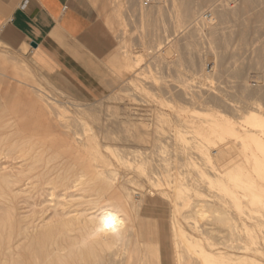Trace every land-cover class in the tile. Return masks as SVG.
Returning a JSON list of instances; mask_svg holds the SVG:
<instances>
[{
	"label": "bare ground",
	"instance_id": "1",
	"mask_svg": "<svg viewBox=\"0 0 264 264\" xmlns=\"http://www.w3.org/2000/svg\"><path fill=\"white\" fill-rule=\"evenodd\" d=\"M201 16L207 17L203 13ZM261 26L258 31L263 29L262 23ZM244 30L246 31L243 28L242 31ZM241 33L243 35L244 32ZM0 67L1 77H6L7 88L12 89L15 95L11 105L8 103L9 107L3 104L6 110L3 109L7 112L1 115L0 111V264H23L24 260L38 264L51 258L58 259L64 253L66 260L70 261H76L74 256L78 255L80 264H83L87 259L86 255L92 253L95 248L91 247L92 242L107 246L110 242L115 244V241L129 238H132L133 242L127 250L129 260L125 264H136L139 258L144 264H149V257L152 258V264H264V186L255 185L254 180L257 177L264 181L263 115L247 113V118L244 117L247 126L240 124L242 129L239 131L234 128L230 119L225 120L226 115L224 120L223 117H216L215 113L214 118L201 119L203 125L196 124L206 130V136L209 133L221 140L224 134H227L235 140L234 143L228 140L214 150L212 147L188 143V140L197 142L198 133L197 136L191 135L192 138H187L184 134L186 136L193 132L190 129L184 131L183 128V131L174 128L169 136H166L168 140H177V145L175 143L168 146V143L163 141L165 145L157 144L155 148L159 155L169 152L174 159L170 160V156V161L166 162L168 164H162V167L158 165L151 171V176L143 179L149 189L143 190L144 187L140 185L135 194L140 196L143 202H155V192L159 194L161 191V197L170 192L175 196L180 193L179 197L184 200L183 205L189 209L183 218L189 220L190 233L177 240V235L175 239L167 234H153L147 231L143 236L140 235L145 244H148L146 249L142 250L139 235L133 234L135 220H139L135 213V194L126 188L127 183H136L129 173H117L113 166L115 164L103 154L104 149H110L111 142H127L128 134H122L118 129L116 131L115 127L112 129L108 115L100 118L93 113H89L88 118L94 123V133L86 135L84 129L83 132L78 131L79 126L84 124L86 112L75 105L76 102H69V107H64L66 104L63 106L62 100L60 99V102L49 95V91L28 84L29 68L19 66L18 61L14 62L11 57L0 55ZM206 97L208 100L213 96ZM216 99L222 104L226 101H220L218 97ZM6 100L8 101V98ZM188 102L192 104V101ZM20 109L26 112L28 110L29 113H20ZM183 118L185 119V116ZM188 127L186 126L187 129ZM212 135L208 136L211 138ZM142 137L140 135L139 139ZM180 141L185 144H179ZM153 151L152 154H155ZM214 159L237 160L233 167L236 176L231 175V167L223 170L214 166L207 172L204 166L212 163ZM113 160L120 166L126 164L118 157ZM191 171L195 173L193 174L196 179L195 176L191 177ZM165 185L168 189L160 188ZM207 186L215 187L222 193L217 195L218 197H227L231 202L225 203L223 200L225 204H214L208 201L209 199L203 197L205 192L203 196V191L201 192ZM211 193L210 191V195ZM196 196L200 199L191 201ZM220 199L216 201H222ZM230 207L234 211L231 213L238 216L231 214L234 217H229L230 212L226 209ZM177 217L171 215L174 223L178 222ZM108 218H112L111 225L105 222ZM246 218L252 223L247 224ZM219 221H223L227 226L225 236L217 239L213 237V232L217 229L214 227L215 223ZM153 241H156V244L151 246ZM166 241H170L169 249L171 248L172 252L162 256L160 247ZM97 246L99 247V244ZM111 255L107 256L112 258ZM100 257L104 261L102 255ZM130 258L134 261H130ZM55 261L52 262L58 263ZM64 263L66 261L63 260L61 264ZM107 264H113V260Z\"/></svg>",
	"mask_w": 264,
	"mask_h": 264
},
{
	"label": "rangeland",
	"instance_id": "2",
	"mask_svg": "<svg viewBox=\"0 0 264 264\" xmlns=\"http://www.w3.org/2000/svg\"><path fill=\"white\" fill-rule=\"evenodd\" d=\"M89 1L98 13L100 27L111 38L114 45L111 61L106 65V78L110 80L112 87L100 100H80L64 81L40 72L30 61L25 49L17 51L0 44V55L11 57L14 62L18 61L19 66L29 68L28 82H26L37 88L49 91V95L60 102L62 100L63 106L66 104L64 107H69V102H72V104L76 102L75 105H78L81 110L86 112L84 124L79 126L80 129L78 131L81 132L84 129V134L86 135L94 133V123L88 118L93 113L100 118H105L108 115V122L112 125V129L115 127L116 131L118 129L120 133L128 134H126L129 136L128 141L122 143L125 146L120 142L116 143L114 141L116 144L111 142L110 149H104L103 154L115 164L113 166H115L117 173L130 174L129 176L136 184L127 183L126 188L134 192L133 194L138 192L140 185L144 187L143 190L145 188L148 190L149 187L147 183H144L143 179L150 177V172L155 170L158 165L168 164L166 163L167 161L174 159L169 152L165 153V155L164 153L159 155L155 148L158 146L157 144L159 146L163 145V142L165 144L168 143V146L175 145V143L176 145L178 144L177 140L175 142L171 139L168 140L166 137L169 136V133L174 128L175 130H182L183 128L184 131L190 129L193 133H188L186 136L184 134V137L192 138L191 135H198L199 139L193 143L188 140V143L194 146L212 147L211 149L214 150V148L228 142V140L232 141V143L235 140L227 134H224V138L221 140L216 135L209 133L208 135H212V137L206 136V130H202V126L199 127V125H203L201 119L207 120L216 116L219 118L223 117L222 119L224 120L226 117L225 120L230 119L229 121L232 122L233 126H235L234 128L238 131L242 129L241 125L247 126L245 122V118L248 116L247 113H252L255 116L263 115L264 119V0H233L231 2L226 0H162L160 4H154L149 8H142L140 0ZM229 9H232L231 12H229ZM202 13L207 17L203 18L201 16ZM261 23L263 24V29L258 31L259 26L260 28L262 27ZM243 28L249 32L242 31ZM241 32L246 35L243 33V36ZM257 36L260 37L258 38ZM1 76L0 106L2 107H0V111L2 114H0L4 115L7 111H4L3 104L9 107L8 103L11 105L15 95L12 89L7 88L6 77ZM205 95L208 98L209 96L214 98L207 100ZM216 97L220 101H226H223L222 104ZM5 98H8V101ZM198 99H203V102L198 101ZM188 100L192 101L191 105ZM226 104L227 107H225ZM182 107L184 108L182 109ZM19 112L29 113L28 110L26 112L23 109H20ZM184 116L185 119L183 118ZM186 119L188 120L187 122ZM189 121L193 124L189 123ZM196 123L201 124L197 127ZM186 126H189L188 129ZM140 135L143 136L141 139H139ZM153 136L158 137L154 138ZM214 138L216 139L214 140ZM213 141H216L215 145ZM182 144H185V142H182ZM152 151L155 154H152ZM115 157L125 162L126 166L117 165L113 160ZM164 157L168 160H165ZM212 161V163L204 166L207 172L214 166L223 170L231 167V175L236 176L233 167L237 160L216 159L215 161L214 159ZM193 173L191 171V177L195 176V173ZM194 178L196 179V176ZM223 179L226 180L227 178L223 177ZM225 180L224 182L230 184V182ZM254 180L256 181L255 185L264 186V181L260 178L255 177ZM160 188L168 189L166 185L160 186ZM205 188L203 189L206 191L201 190V192L203 191L202 196L205 192L203 197L209 199L208 201L214 204L215 202L219 204L223 200L225 203L231 202V199H227V197H218L222 193L216 190L215 187L207 186ZM207 188L209 189L207 190ZM210 191L214 192V195L211 193L214 197H211ZM160 192L159 194L155 192V202L149 200L143 202L140 196L133 195L137 205L135 213L139 218V220H135L133 234L139 235V243L142 250H145L146 245H148L147 243L145 244V240L141 237L147 231L153 234H167L170 238H175L177 235V240L183 239L185 235L190 233L189 220L183 218L189 209L183 205L184 200L179 197L180 193L175 196L173 192H170L161 197ZM262 193L264 194V191ZM198 198L199 196L193 197L191 201ZM220 198L222 201H216ZM224 202L222 204H225ZM230 208L226 209L230 212V214L228 212L229 217L232 216L231 214L235 215V213H231L234 211ZM171 215H177L178 222L174 223ZM246 221L247 224L252 223L247 218ZM215 225L214 227L217 229L213 232V237L218 239L226 234L225 228L227 225L223 221H219ZM120 241H115V244L110 242L107 246L103 243L92 242L91 247L95 248L92 253L86 255L88 260L84 257L86 260L83 264H107L110 260H113V264L127 263L129 260L127 250L130 249L133 239L129 238ZM221 241L224 242L225 240ZM97 244H99V247ZM155 244L156 241H153L150 245L154 246ZM169 247L170 241H166L163 246L161 245L162 256L172 252ZM107 252L109 256L112 254V258L107 256ZM64 255L66 256L65 253ZM64 255L55 260L58 263H63V260L66 263L69 262L68 264L71 261V264L81 263L77 257L78 255L74 256L76 261L75 259L66 260L67 258ZM101 255L104 261H102ZM97 257L99 258L97 259ZM53 259L42 262L54 264L52 261L55 260ZM132 259L130 258V261H134ZM139 259L136 264H144ZM22 263L37 264L34 261L26 260ZM148 263H153L151 257L148 258Z\"/></svg>",
	"mask_w": 264,
	"mask_h": 264
},
{
	"label": "crops",
	"instance_id": "3",
	"mask_svg": "<svg viewBox=\"0 0 264 264\" xmlns=\"http://www.w3.org/2000/svg\"><path fill=\"white\" fill-rule=\"evenodd\" d=\"M0 44L25 49L80 100H100L112 87L106 65L114 45L89 0H0Z\"/></svg>",
	"mask_w": 264,
	"mask_h": 264
},
{
	"label": "built area",
	"instance_id": "4",
	"mask_svg": "<svg viewBox=\"0 0 264 264\" xmlns=\"http://www.w3.org/2000/svg\"><path fill=\"white\" fill-rule=\"evenodd\" d=\"M228 2H231L233 0H226ZM162 0H140V5L142 8H149L150 6L154 4H160Z\"/></svg>",
	"mask_w": 264,
	"mask_h": 264
},
{
	"label": "snow or ice",
	"instance_id": "5",
	"mask_svg": "<svg viewBox=\"0 0 264 264\" xmlns=\"http://www.w3.org/2000/svg\"><path fill=\"white\" fill-rule=\"evenodd\" d=\"M105 222H106V224L111 225L112 224V218H108Z\"/></svg>",
	"mask_w": 264,
	"mask_h": 264
},
{
	"label": "water",
	"instance_id": "6",
	"mask_svg": "<svg viewBox=\"0 0 264 264\" xmlns=\"http://www.w3.org/2000/svg\"><path fill=\"white\" fill-rule=\"evenodd\" d=\"M34 45V44H33Z\"/></svg>",
	"mask_w": 264,
	"mask_h": 264
}]
</instances>
